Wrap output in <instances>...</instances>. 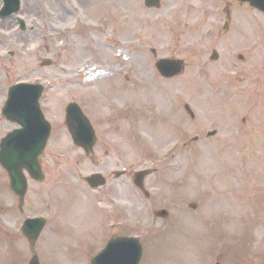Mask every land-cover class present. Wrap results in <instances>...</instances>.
<instances>
[{
    "label": "rangeland",
    "instance_id": "rangeland-1",
    "mask_svg": "<svg viewBox=\"0 0 264 264\" xmlns=\"http://www.w3.org/2000/svg\"><path fill=\"white\" fill-rule=\"evenodd\" d=\"M226 6L233 27L219 37ZM22 13L25 31L0 23V106L16 80L46 84L54 134L47 179L29 181L25 212L0 165V264H28L19 228L40 214L49 217L36 246L42 264H91L90 253L122 233L141 238L142 264H264V14L237 0H25ZM159 58L184 59L186 69L164 78ZM71 100L97 128L93 159L68 136ZM14 127L1 118L0 141ZM143 168H158L149 197L133 182ZM94 172L109 179L100 192L84 179ZM165 208L168 217L156 216ZM127 215V229L113 228Z\"/></svg>",
    "mask_w": 264,
    "mask_h": 264
},
{
    "label": "water",
    "instance_id": "water-1",
    "mask_svg": "<svg viewBox=\"0 0 264 264\" xmlns=\"http://www.w3.org/2000/svg\"><path fill=\"white\" fill-rule=\"evenodd\" d=\"M253 4L264 9V1L253 0ZM148 6H160V0H146ZM157 67L164 76H173L182 70L180 61L168 58L160 59ZM14 87L10 90L9 108L12 110L15 93ZM40 94H36V99ZM8 118L17 120L23 128L15 130L5 137L2 141L0 160L11 176V186L16 194L23 199L27 184L23 175V169L27 168L34 177L42 179L41 158L44 154V148L49 136V125L47 130L37 127L36 123H44L43 117L39 111L38 103L35 101L30 115L23 113L20 115L17 111H9L8 106L5 111ZM68 124L76 143L83 145L87 151H91L95 141L94 131L89 121L81 114L79 109L72 108L68 117ZM147 171H141L137 174V184ZM90 181L94 185L102 181L98 176H93ZM44 222L27 227V232L35 238L43 228ZM143 257L142 245L137 239L112 238L106 248L93 259V264H140ZM30 264H38L37 259H33Z\"/></svg>",
    "mask_w": 264,
    "mask_h": 264
}]
</instances>
